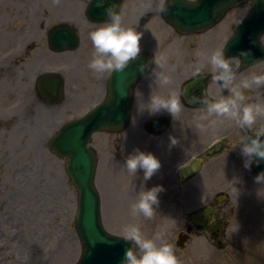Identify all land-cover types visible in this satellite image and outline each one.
I'll return each mask as SVG.
<instances>
[{"label":"rangeland","instance_id":"1","mask_svg":"<svg viewBox=\"0 0 264 264\" xmlns=\"http://www.w3.org/2000/svg\"><path fill=\"white\" fill-rule=\"evenodd\" d=\"M62 2L66 4L65 13L62 12L63 6L59 7ZM85 2L87 0H9L8 8L0 9V53L17 46V37L35 34L40 28V36L32 44L35 51L29 53V58L33 59L27 58L25 52L19 61L2 59L0 63V264H75L81 255L82 245L75 228L77 191L65 173L64 159L48 149V139L63 123L90 109L97 102L94 99L103 92L98 75L92 74L95 72L85 64H80V61L88 63L94 51L89 31L100 26H94L84 17ZM160 2L158 0L157 4ZM248 9L247 5H239L209 31L188 36L173 33L161 21L157 8L149 11L141 32L147 35L156 18L158 26L164 24L162 30L157 27L160 33L156 50L157 58H163L160 70L170 75L171 80L165 85H154L149 77L146 84L151 88L141 103L138 101L140 105L137 103L134 108V121L128 131L119 134L99 132L92 139V146L99 155L96 183L102 196L104 226L112 233L125 236V225L139 224L145 236L158 243L163 240L172 244L181 264L194 261H201L200 264H264V184L256 181L249 168L244 167L245 157L238 145L240 130L235 126L227 133V151L220 157L207 160L201 172L190 182L181 187L164 182V190L159 193L160 200L153 206L156 211L151 217L132 214L130 205L144 182L143 170L137 169L134 174L123 165L126 157L137 148L151 151L161 162L156 174L167 163L179 161L181 158L178 157L191 141L195 142L194 148L182 162L200 155L215 138L226 134L230 118L225 117L202 130L196 127V118L203 110L191 111L184 106L174 117L169 113L172 115L170 129L172 125L173 128L165 137L150 136L141 123L144 118L153 116L147 109L151 96H166L171 89L180 91V78L195 75L196 68L211 69L212 65L208 63L211 54L220 48L221 41ZM127 14L129 11L125 7L122 23L125 27H133L132 17ZM62 21L71 22L80 29L81 48L46 55L41 49H45L43 34L49 25ZM27 30L30 32L26 33ZM148 43L146 46L152 48V43ZM21 48L18 43L20 52ZM31 61L35 62L34 69H30ZM43 63L48 69L60 67L65 73L67 94L61 105L43 102L34 90L28 94L30 74L33 75L30 72L32 69L36 71ZM262 68L264 62L250 67L233 83L250 78L252 71ZM102 82L104 84L105 80ZM229 85L233 88V84ZM257 86L264 90V82L242 89L245 99ZM261 100L255 102L260 108L258 116L248 127L252 131L264 129V101ZM135 119L139 123L137 126L134 125ZM170 135L177 138L175 144L171 143ZM233 177H239L235 181L238 194L230 182ZM219 191L229 195L217 210L218 216L228 219L226 247L215 249L206 237L199 244L188 242L180 247L177 243L179 231L184 228L189 212ZM193 250H197L196 257Z\"/></svg>","mask_w":264,"mask_h":264},{"label":"water","instance_id":"2","mask_svg":"<svg viewBox=\"0 0 264 264\" xmlns=\"http://www.w3.org/2000/svg\"><path fill=\"white\" fill-rule=\"evenodd\" d=\"M242 2H251V10L227 44L225 55L226 57L240 55L246 61L251 59L245 62L247 66L264 58V48L259 43H253L264 32V0H198L188 3L187 0H169L164 9V17L181 32H199L213 26L228 9ZM106 7H108L106 3L94 2L88 15L98 21H104ZM62 27L66 32L61 35L54 30L57 34L54 36L57 45L54 49L76 48L77 34L68 25ZM242 49H251V54L241 55ZM145 61L152 65L153 57L149 54H140L129 61L122 70H115L108 82L109 91L106 99L85 116L65 124L50 141V148L57 155L67 158L66 171L78 191L76 229L83 244V252L77 264H119L125 250L132 246L126 238L107 233L102 225L100 195L94 183L97 155L88 147V143L94 132H120L126 128L131 116L134 85L145 75L137 66ZM148 71L149 69H145V72ZM49 78L50 81H45L43 85L44 95L51 94L60 98L62 80L59 78L56 80V77L51 75ZM199 85L202 83L195 80L189 82L185 86L186 93L199 91ZM201 94H205L202 87L196 95ZM187 101L190 102L188 99ZM163 122L167 124V120L163 119L159 126L155 123L148 126L154 132H161L165 128ZM157 127H160V130ZM222 145L223 143H220L213 147L206 155L212 156L220 152L219 150L224 149ZM201 166V159L194 160L182 169L181 177L188 179L194 176ZM261 171H264V159H261L259 164L253 162L252 173L257 175ZM211 213V207L196 211L194 213L196 223L199 226L206 225ZM222 227L221 225L217 233L219 241Z\"/></svg>","mask_w":264,"mask_h":264},{"label":"clouds","instance_id":"3","mask_svg":"<svg viewBox=\"0 0 264 264\" xmlns=\"http://www.w3.org/2000/svg\"><path fill=\"white\" fill-rule=\"evenodd\" d=\"M188 2L189 0H187ZM195 2H198V0H195ZM117 8H119V11H117ZM165 8L162 7L161 10ZM104 11L106 19L100 26L88 33L94 48L93 54L88 60V67L98 74L105 71L122 70L130 59L140 54V38L143 35L136 28L123 25V12L120 4L113 2ZM253 43H259L264 48V32ZM250 54L251 49L241 50V55L249 56ZM153 60L155 66L145 61L137 66L139 71L151 77L157 85L168 84L171 76L160 70L163 58L154 57ZM210 63L213 70V79L224 86L233 84L232 94L216 99L209 98L206 94L188 96L189 101L194 104L198 103L203 108V111L196 118V127L203 130L216 125L225 117L238 122L242 130L238 145L241 147L242 156L245 157L244 167L250 168L253 162L259 164L261 159H264V139L261 138L264 133L248 135L243 131L254 122L260 104L242 103L245 99L242 89L264 82V73H254L250 78L246 77L238 83H233L236 77L233 63L229 57L225 56L222 49L215 50L211 54ZM145 69H149V71L145 72ZM194 70L200 71L199 68ZM186 92L185 89L184 93ZM181 95L180 91L171 89L166 96H151L147 107L149 114L154 115L163 109L174 117L182 108ZM170 140L173 144L177 142V138L171 135ZM123 166L134 174L137 173V169H142L146 181L160 168L161 162L151 151L137 148L126 157ZM254 179L264 184V171L258 173ZM237 180H239V177H233V181L230 182L238 194V189L235 187V181ZM163 190L164 186L162 184L147 188L142 185L137 198L130 205L132 214L142 213L145 217H151L156 211L153 206L158 205L159 193ZM123 232L132 246L125 250L119 264H181L172 244L163 240L158 243L156 239L145 236L139 224L125 225Z\"/></svg>","mask_w":264,"mask_h":264},{"label":"flooded vegetation","instance_id":"4","mask_svg":"<svg viewBox=\"0 0 264 264\" xmlns=\"http://www.w3.org/2000/svg\"><path fill=\"white\" fill-rule=\"evenodd\" d=\"M235 73L238 74L241 70L238 68V65L235 67ZM199 73H204V72H199ZM208 76L206 73V77L204 78V81L208 84ZM208 89L210 91L211 94V98L216 99L218 97H221V95H217L218 90L212 85V84H208ZM220 91L222 93V96H227L224 95L221 87H220ZM231 91H228V95H231L232 93H230ZM183 104V103H182ZM236 124V121L231 122V126L233 127ZM175 178V181H174ZM164 182L166 183H170V185L174 186V185H180L179 184V176H178V171L175 170L174 167H172L171 164L167 163V165H164L161 168V171L157 174H154L148 181H146V184H144L143 186L145 187H151L153 185L156 184H164ZM214 214L212 217V221L219 219V218H224L226 219V221L228 220L226 216L220 215L218 216V206L220 205L219 203H217L216 201L214 202ZM187 233L185 235H188V238L191 240L192 243L199 244L200 240L205 237V235H208V241H212L211 236L208 234V232L206 230H198L196 228V226L194 225L192 219L190 216H188L186 223L184 225V228L181 230V234L183 233ZM224 240L226 241V234L224 237ZM196 242V243H195ZM197 250H193V256L196 257ZM201 261H194V263H186V264H200ZM185 264V263H183Z\"/></svg>","mask_w":264,"mask_h":264}]
</instances>
